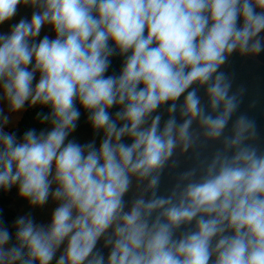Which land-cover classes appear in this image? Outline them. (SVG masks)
Returning <instances> with one entry per match:
<instances>
[{
  "label": "clouds",
  "instance_id": "clouds-1",
  "mask_svg": "<svg viewBox=\"0 0 264 264\" xmlns=\"http://www.w3.org/2000/svg\"><path fill=\"white\" fill-rule=\"evenodd\" d=\"M21 5L31 19L0 33V102L48 108V127L18 139L0 108V189L56 206L14 234L0 220V264H264V147L233 121L245 90L223 70L264 52V0H0V25ZM77 102L98 145L70 139ZM181 156L195 163L162 194Z\"/></svg>",
  "mask_w": 264,
  "mask_h": 264
},
{
  "label": "rangeland",
  "instance_id": "rangeland-1",
  "mask_svg": "<svg viewBox=\"0 0 264 264\" xmlns=\"http://www.w3.org/2000/svg\"><path fill=\"white\" fill-rule=\"evenodd\" d=\"M33 11L34 9L31 7L20 6L13 18V23H18L20 18L28 20L31 19ZM261 35H264V33H261ZM233 58L235 60H233ZM110 59L111 66L106 75H118L122 68L123 57L114 55ZM223 70L227 72L233 79L234 90L241 87H243L245 90L242 96L240 107L237 113L233 116V121L240 114H246L247 117L254 122L259 137V143L262 147H264V52H261L256 56H243L240 59H238L237 55L234 54V56L230 58L228 64L224 66ZM251 73L254 74L255 80L252 78V76H248V74L251 75ZM248 78L252 79L253 81L249 80ZM77 107L80 108L81 116L77 124V129L70 139L74 138L80 143H86L95 139L98 145L100 136H96L94 134L93 129L87 119V112L80 107L78 102ZM110 111L114 114L116 111H118V108L114 107ZM159 111L162 113L163 119L166 120L167 113L165 109L161 108ZM229 127H231V122ZM125 143L130 144L131 140L125 138ZM178 159L180 160L179 167L166 168L164 171L160 188L162 194H165L175 185L178 180L179 173L186 170L188 167L193 166L195 163V161L189 158V156H181L178 157ZM8 191L13 198L12 207L17 213V218L21 215L30 214L37 223H47L49 221L51 211L56 206L53 201L50 200L43 208H32L25 199L18 195V189L16 187H13ZM131 197L132 193H129L125 199L130 200ZM102 245L103 241L98 244V247H102ZM104 254L107 256L108 249H104ZM57 255H59V253Z\"/></svg>",
  "mask_w": 264,
  "mask_h": 264
},
{
  "label": "trees",
  "instance_id": "trees-1",
  "mask_svg": "<svg viewBox=\"0 0 264 264\" xmlns=\"http://www.w3.org/2000/svg\"><path fill=\"white\" fill-rule=\"evenodd\" d=\"M242 57L243 56L237 55L238 59H240ZM233 60H235V59L233 58ZM248 76H252V78L255 80L254 74L251 73V75L248 74ZM249 80H252V79H249ZM200 95L202 97L204 96L203 90H201ZM181 100H182V98H181ZM48 111H49L48 108L42 107V106L35 108V109L28 108L24 112V114H23L22 118L20 119V121L18 122L16 128L14 130H12L11 133H15V135L19 139V138H22L23 134L30 129H35L36 131L39 132L40 130L47 128L48 125L40 123V119H39L38 114L47 113ZM177 118L179 120L178 114H177ZM12 204H13V198L9 194V191L0 189V220H2L5 223V225L9 227V230L11 232H13V234H14L15 229L13 228V224H14V221L17 219V213L13 209ZM53 264H54V262H53Z\"/></svg>",
  "mask_w": 264,
  "mask_h": 264
},
{
  "label": "crops",
  "instance_id": "crops-1",
  "mask_svg": "<svg viewBox=\"0 0 264 264\" xmlns=\"http://www.w3.org/2000/svg\"><path fill=\"white\" fill-rule=\"evenodd\" d=\"M23 6V5H21ZM18 8H20V6H18ZM21 20V18H20ZM18 20V21H20ZM30 20V19H29ZM13 19L9 22H6L5 24L3 25H0V33H6L8 32L10 29H11V26L13 24H16V23H13ZM45 35L49 36L50 38L54 39L55 38V34L54 32L51 30V26H45L42 30H41V33H40V36L37 38V39H41L43 38ZM39 79V73H37V76H36V81H38ZM34 81V83L36 82ZM38 107H41V106H36V107H28L26 106L25 109L19 113H10L8 112L7 110V107L6 105L3 103V102H0V108H3L5 113L9 116V119H10V123L8 125L5 126V131L7 132H11L12 130H14L18 124V122L20 121V119L22 118L24 112L28 109V108H32V109H35V108H38Z\"/></svg>",
  "mask_w": 264,
  "mask_h": 264
}]
</instances>
